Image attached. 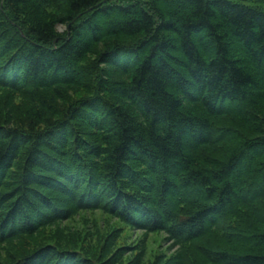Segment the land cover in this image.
I'll return each instance as SVG.
<instances>
[{
	"label": "trees",
	"instance_id": "obj_1",
	"mask_svg": "<svg viewBox=\"0 0 264 264\" xmlns=\"http://www.w3.org/2000/svg\"><path fill=\"white\" fill-rule=\"evenodd\" d=\"M96 208L124 264H264V0H0V264L120 262Z\"/></svg>",
	"mask_w": 264,
	"mask_h": 264
},
{
	"label": "rangeland",
	"instance_id": "obj_2",
	"mask_svg": "<svg viewBox=\"0 0 264 264\" xmlns=\"http://www.w3.org/2000/svg\"><path fill=\"white\" fill-rule=\"evenodd\" d=\"M249 1L252 2L253 0ZM58 27L59 29H63L64 25L60 24L58 25ZM62 225H65V227H70L72 229L76 228L86 230V235H84V231L82 232L84 235L82 242L86 246L85 251L91 254H97L99 252L98 248L101 244L100 241L102 237H105L106 234H111L112 238L110 239V241L112 244L111 246H107V248H115L118 245L123 246V250L125 253L121 261L115 264H124L126 260H128L129 257H131L135 253L137 241L142 232L141 229L130 230L128 227H124L116 220L114 216L107 215L100 208L83 212L81 211L80 213L73 216L69 221H62ZM59 227L62 226L59 224L53 225L51 226L52 229H50V231L56 232L60 229ZM164 235L165 234L162 233H150L149 237L146 238L148 255H146L145 264H161L162 262H164V259L170 258L175 251L176 245L170 246V240L164 239ZM26 239L27 238H24L23 241L15 240V242L13 241L6 246L5 244H3L1 252L4 254L5 250L20 248L25 244ZM28 241L30 244H33L32 241ZM182 246L183 251L189 259L187 264H191L192 261L189 258V254L192 252L194 244L192 245L188 242H183ZM158 257L160 258L157 259ZM95 259L97 261L92 260L91 262L94 264H98V257H95Z\"/></svg>",
	"mask_w": 264,
	"mask_h": 264
}]
</instances>
